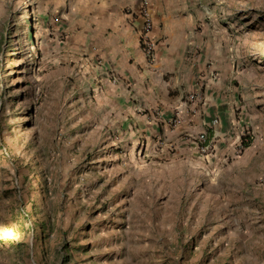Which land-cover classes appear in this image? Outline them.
<instances>
[{
  "label": "rangeland",
  "instance_id": "rangeland-1",
  "mask_svg": "<svg viewBox=\"0 0 264 264\" xmlns=\"http://www.w3.org/2000/svg\"><path fill=\"white\" fill-rule=\"evenodd\" d=\"M36 3L0 0V264H264V0H217L245 91L191 150L148 144Z\"/></svg>",
  "mask_w": 264,
  "mask_h": 264
},
{
  "label": "crops",
  "instance_id": "crops-1",
  "mask_svg": "<svg viewBox=\"0 0 264 264\" xmlns=\"http://www.w3.org/2000/svg\"><path fill=\"white\" fill-rule=\"evenodd\" d=\"M216 3L146 0L148 37L155 44L149 62L140 44V0H37L36 8L47 17V27L64 33L65 44L86 56L102 96L123 103L138 129L147 132L148 144L162 141V135L164 142L181 141L191 150L190 139L204 131L217 136L219 120L226 129L230 104L245 91L244 83L237 90L229 81L233 71L222 39L227 45L231 25L225 21L231 18L219 15Z\"/></svg>",
  "mask_w": 264,
  "mask_h": 264
},
{
  "label": "built area",
  "instance_id": "built-area-1",
  "mask_svg": "<svg viewBox=\"0 0 264 264\" xmlns=\"http://www.w3.org/2000/svg\"><path fill=\"white\" fill-rule=\"evenodd\" d=\"M141 1V11H142V18H143V25L140 33V44H141V49L143 51V54L145 55L147 62L152 59V54L154 51L155 44L150 40L148 37V33L150 31L151 25L149 22V15L148 13L144 10L146 0H140ZM193 97H190V100H192ZM216 123V121H214ZM201 139H203V136H200Z\"/></svg>",
  "mask_w": 264,
  "mask_h": 264
}]
</instances>
